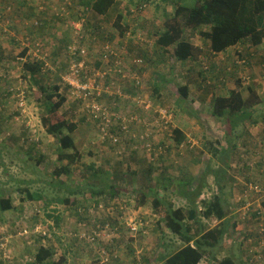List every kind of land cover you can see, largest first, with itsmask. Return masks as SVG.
Here are the masks:
<instances>
[{"label": "rangeland", "instance_id": "obj_1", "mask_svg": "<svg viewBox=\"0 0 264 264\" xmlns=\"http://www.w3.org/2000/svg\"><path fill=\"white\" fill-rule=\"evenodd\" d=\"M44 1L0 0L1 6L11 5L9 12L11 15L8 17L11 25L4 26V30L8 29V33H4L0 28V199L11 198L14 202L13 211L3 212L0 209V264L3 262L7 264L34 263L39 250L38 243H45L40 238V231H46L45 229H49L47 231H51L53 234V239L47 243L61 245L68 243L73 250L69 252L67 264H95L97 258L94 249L85 242L76 244L77 242L69 235L74 232L79 234L83 229H91V227H81L74 220L65 225V207L67 205L58 203L57 200L80 199V203L84 205L82 209L85 211V215V213H89L88 207L93 204V190H101L102 187H105V194L100 196L102 200L126 197V201L119 200L123 202V206L119 205L113 218L114 224L125 228L120 230L121 239L115 250L119 260L118 264H136L133 255L127 252L130 241L134 240L131 237L134 235L129 233L126 222L128 226L131 222H139L144 226L139 228L138 232L141 234L137 236L136 243H133L134 246L136 245L135 255H143L146 259L152 260V264H164L165 261L161 257L177 251L183 244L177 236L169 231H166L165 239H159L160 236L156 232V229L159 228L156 227L157 219L160 218L158 223L162 224H164V219L160 211L153 208V196L158 192V197L172 201L176 207L186 206V201L182 197H178L175 188L167 186L166 177H172V180L178 184V180L175 179H178L182 173L190 172L189 178L185 179L195 178L194 185L197 186L211 163L210 151L206 144L217 141L223 145H227V142L236 145L233 150L232 163L237 164V167L228 171L230 176L225 181L224 193L227 198L228 218L241 226V231L229 223L224 240L216 249L212 250V253L218 260L232 256L237 264H247L245 250L240 244H246L250 239L253 244H256L253 239L256 235L255 232H259L264 224V192L253 193L251 202L255 203L248 211L243 210L247 202L236 204L235 198L239 196V192L244 190V185L247 183V179H250V175L255 178L258 175L257 171H260L259 165L251 166L255 157L248 156L246 153L255 146L257 141H264L262 140L264 139V130L258 129L264 128V112L261 110L264 109V102L251 109V112L258 109L260 111L258 112L260 118L255 127L246 122L233 132L227 120L213 117L211 101L217 95H228L234 89L237 79L243 80L244 87L254 89L260 100L263 101L264 49L256 51V49L247 48L245 52L250 53V55L247 54L249 58L243 57L238 60L239 58L235 57L237 48L230 49L224 55L214 56L208 43L200 38H195L194 43L204 49V56L200 61L179 62L172 56V48L169 49L170 54L164 55V60L154 51L157 50L155 47L157 35L155 33L163 28L165 17L162 9L156 10L151 2L117 0L110 13L102 19H99L96 14H88L86 20L89 21L91 29L98 30L95 33L99 32L100 35L96 36L100 41L109 39L107 34L114 36L108 42L118 45L117 50L123 54L124 67L128 76L121 79L118 75H111L112 80L116 83L110 89L100 87L102 93L105 91L108 94L101 102L112 107L117 104V108L122 110L128 118H141L140 125H134L135 122L131 123L140 128L139 133L137 131L134 133L133 127H131L132 133L134 136L137 135L136 138L139 140L138 135L148 133L149 136L141 137L153 144L154 153L149 156L144 148L133 150V146L131 151L125 150L122 145L131 144V141H127L129 138L124 139L117 146L103 140L98 127L92 120H89L90 113L86 108L87 104L82 102V107L79 109L78 102L70 96L68 97L69 103L60 111V115L67 121L81 124L73 137L82 159L72 166L70 176L63 175L60 179H55L53 172L61 165L58 161L57 141L43 130L41 112L34 97L30 94L28 99L26 98L25 108L20 109L15 95L9 97L6 95L7 89L21 88V91L28 89L29 85L26 83L21 86L23 71L17 64V56L23 45L19 46L18 43L24 41L29 35L35 38L32 35V31L35 30L34 35L37 38H43L37 35L41 32L40 24L34 25L27 21L26 26L23 23L24 27L21 23L23 21L21 15L29 5L36 6ZM151 1L154 2V0ZM142 4L147 6L142 7ZM132 10L138 12H132ZM168 12L171 11L168 10ZM118 14L124 15L123 27L127 28L125 36L131 37H124L123 41L116 38V36L120 37L118 35L120 30L115 26ZM13 37L19 40H14ZM46 40L49 41L48 47H50L51 40L54 47H60L62 45L60 41L64 40V37L57 34L56 37H48L43 41ZM13 41H17V43ZM238 48L245 49L240 46ZM51 50L50 47V52ZM101 51V48L97 47L96 49L95 46L90 49V58L88 59L92 60L91 65H94L92 64L96 61L94 59L100 57ZM145 52H149V55L142 54ZM226 54H231L230 65H224L223 58H226ZM60 57L61 70L47 77L51 79V84H61L60 75L64 73L65 68L71 62L69 55L65 53ZM138 60H141L142 63H136ZM238 61L240 63H236ZM99 66L96 65V68L103 70L102 65ZM204 69L208 70L206 75ZM135 76L140 79V86L134 84ZM157 76H163L167 81L166 85L162 84L159 94H155L153 91ZM208 78L209 82H207ZM100 83H104V80H101ZM182 86H188L191 89L189 98L183 102H181L182 97L178 94V89ZM63 91L66 90L62 89ZM244 94L246 96L248 94L247 98L250 96L247 89L244 90ZM117 95L122 96V99L120 98L122 101L115 99ZM125 99L129 102H124ZM147 107L149 111L146 110ZM165 113L166 118H162ZM82 119H85V122ZM116 128L117 125L114 123L112 129ZM175 129L182 130L187 137L180 147H176L174 142L172 133ZM229 132L233 133L229 135ZM30 145H35L33 152L27 149ZM159 148H162L163 151L157 155ZM247 159L248 161H246ZM247 167L250 170H245ZM258 178L260 179L255 182L256 185L263 184L262 173ZM206 179L208 188L206 187L205 190L212 193L211 197L217 195L220 187L214 184V178L208 175ZM212 187L214 190L211 189ZM70 189L75 190L76 193L79 191V193L72 194ZM26 190L42 195L41 200L49 201V206L43 208L41 200L30 203L26 199ZM140 191H146L151 197L146 201L145 206L138 210L137 195ZM130 199L135 203L129 202ZM127 204L129 207H126L127 210L123 212H128V214L125 219H121L120 207H125L124 205ZM106 209L111 208L107 207ZM57 216L62 217L63 223L62 221L56 223L55 217ZM204 224H209V228H215L218 221H204ZM18 243H24V245ZM130 246L132 245L130 244ZM54 249L58 251L56 247ZM144 249L146 251L143 253ZM57 253L61 255L59 252ZM213 261L212 256L208 255L202 264H213ZM139 262L144 264L143 261L137 260V264Z\"/></svg>", "mask_w": 264, "mask_h": 264}, {"label": "trees", "instance_id": "obj_2", "mask_svg": "<svg viewBox=\"0 0 264 264\" xmlns=\"http://www.w3.org/2000/svg\"><path fill=\"white\" fill-rule=\"evenodd\" d=\"M116 1L117 0H89L88 4L86 3V0H77V2L82 4V6L92 9L94 14L104 17L107 16L109 11L115 6ZM144 1L146 3L152 2L151 0ZM44 2L51 4L53 3V0H45ZM160 2L162 4L164 3L165 7L158 9H162L165 20L163 22V28L155 33V35H157L155 43L157 50L154 52H156L159 57H162L164 60V55L168 53L170 54L169 49L172 48V56H174L179 62L200 61L204 56V49L194 43L195 38H200L205 43H208L210 51L214 56H219L220 54L224 55L229 51V49L237 48L235 57L237 56L239 58L238 60L243 59V57L249 58L247 54L250 55V53L245 52L247 48L256 49V51L264 49V0H160ZM143 5L145 4H142L141 6L144 7ZM9 6L10 4L0 5L2 22L8 20V18L5 19V13L8 12L9 8H11ZM169 7H171V12H168ZM56 18L57 17H54L55 20ZM123 19L124 15L119 14L117 23L115 24V26L120 30L122 36L125 35V29L121 25V21ZM42 25L43 24H40V28ZM89 27L90 25L87 24L86 30L89 32H93V30H95V32L98 31L97 29H92L91 31V28ZM72 29L74 31V27ZM107 36L109 39L106 41L95 40L98 43L96 44L97 47L102 48L108 40L114 38V36H111L110 34ZM48 37L49 36L45 35L42 36L43 39L26 37L24 41H18L19 46L23 43H30L34 50L38 51V55L45 57L44 60L46 61L38 60V57L36 58L33 55H29L30 48L27 46H21V51L17 56V64L18 66H21L23 71L21 86L24 83L29 85L28 89H23L25 99H28L29 95L32 94L41 112L40 118L43 130L47 135L54 137L57 141V149L59 151L58 161L61 165L59 168L54 170L53 177L55 179H60L63 175L70 176L72 173V166L79 163L82 159V155L77 149L76 142L73 137V134L81 124L74 121H67L60 115V111L69 103L68 97L71 96L70 87L65 85L62 79L63 75L68 71L70 65H68V67L65 68L66 70L64 73L60 75L61 84H51V79L47 78L49 75H54L58 70H61L62 66L58 64V60L63 53L69 55V47L72 45V41L69 40V35L64 33L60 35V37H64V41H60L62 44L60 47H54L51 40L49 46L52 50L50 52V47L47 46L49 41H43ZM86 37L87 35L84 34L82 39H80V37H76V39H78V42L83 45V40L90 41V39ZM13 38L14 40H19L16 37ZM13 42L17 43V41ZM239 46L240 48L245 49L240 50L238 48ZM142 54L148 56L149 52ZM18 58H25L26 62L22 63L21 61H18ZM230 58L231 54H226L224 65H230ZM70 59L79 60V56H75L73 58L70 57ZM47 63L49 64V67H47ZM236 63H240V61ZM203 71L205 75L208 73L207 69H204ZM207 82H209V78ZM134 84L136 85V82H134ZM162 84H167L166 78L163 76H157L156 81H154L153 88L155 94L160 93ZM105 87L112 88V85L109 82H105ZM62 89H65L66 91L62 92ZM245 89H247L248 93H250L248 98V94L247 96L244 94ZM21 90V88L7 89L6 95L7 97L15 95L18 103V94L23 92ZM190 92L191 89L188 86H182L178 89V94L182 97L181 102L189 98ZM107 95L108 94L106 92H103L101 97H98L96 94L95 97H97L98 101L101 102ZM115 99H120V96L117 95ZM121 99L120 101H122ZM75 101L78 102L80 109L82 107L81 103L84 101L81 99H77ZM124 102L129 101L125 99ZM211 102L213 117L216 119L227 120L231 130L234 132L238 127L244 125L246 122L257 125L260 118L258 112L260 111H258V109L251 112V109L257 107L260 103L264 102V100H260V97L256 94L254 89L244 87L242 79H237L234 89H232L228 95H217ZM110 108L115 112L122 111L117 109L115 110L112 106H110ZM261 110L264 112V109ZM82 120L85 122V119ZM252 120L254 121L251 122ZM133 126L134 125L130 123L129 127L131 128ZM119 128L121 127H117L113 130V132L120 135L122 139L128 134ZM232 133L229 132L228 134L231 135ZM172 134L174 136L176 147L182 146L187 139L186 134L180 129H175ZM130 135L131 136L125 137L126 139L129 138L128 141H132L133 139L139 141L134 134ZM261 142L262 141L259 140L256 146L249 149L246 154L248 156L255 157V150L259 149V144ZM206 146L210 151L208 152L211 155V163L197 186L194 185L196 180L195 178H190L189 180L185 179L186 177L187 179L189 178L190 172L179 175L178 179H175L178 180V184L172 180V177H166L168 182L167 186L169 188H175V193H177L179 198L182 197L186 201V206L176 207L172 201H167L158 197V192H156L155 196H153V208L160 211L161 215H163L165 224L157 222L156 227L159 228L156 229V232L160 236L159 239H165L166 231H169L171 234L177 236L183 244L177 251L161 257V259L163 258L165 261L164 264H202L208 255L212 256L214 260L213 264H237L235 258L232 256H226L225 258L218 260L212 253V250L216 249L224 240L229 227V221L227 219L228 213L226 209L227 198L225 196L224 189L226 185L225 181H227L230 176L228 171L230 169L233 170V167L237 166V164L232 163L233 150H235L236 145H233L232 142H227V145H223L221 142L217 141L215 143L208 142ZM27 149L28 151L33 152V150H35V145H30ZM245 170H250V168L247 167ZM96 172L98 173V171ZM257 172L258 176H261L260 171ZM208 175L214 178V184L220 187V191H218V194L213 195L210 199L200 201L203 191L208 186L206 179ZM250 181H252L251 178L249 180L247 179V182ZM112 189H114V187H112ZM211 189L214 190L213 187ZM114 190H116V188ZM69 191L75 195L79 193V191L76 193L73 189H70ZM104 194L105 187H102L101 190H93L94 198L92 197V203L97 205L102 204L103 206L105 205L113 210L108 214L100 213V217L97 216L100 220L98 221L95 219V222L92 218H89L88 213H85L84 215L85 211L82 209V206L84 205L81 204L77 198H63L58 199L57 202L67 205L65 207V225L67 222L74 220L80 225L92 224L91 226L93 227L94 223H96L102 225L109 224L112 227L116 237L110 252V264H118L119 260L117 257L115 258V250L117 246H119L118 241L121 239L120 230L125 228L121 226L119 227L113 223L115 222L113 219L115 217V211L118 209L119 204H113V199H110V201L102 200L100 196H103ZM210 194L212 195V193ZM150 197L151 195L146 191H140L137 195V209L145 206L146 201ZM26 199L31 203L33 201L41 200L42 195L39 193H31L29 190H26ZM130 200L129 202L135 203ZM40 202H42L43 208L49 206V201L47 200H41ZM0 209L3 212L12 210V199H0ZM120 214L122 215L120 218L125 219L128 212H120ZM55 218L56 223H61L63 220L61 216H57ZM216 220L218 221V224L215 228H209V224H204V221ZM127 228L129 233L134 235L130 232L128 226ZM240 228L241 226L235 224V229L241 231ZM45 230L47 231L49 229ZM49 233H51V231H48V234ZM255 233L256 235L254 234L255 237L253 238L254 243H260V234H258V232ZM140 234L141 233H138L131 237V239L134 240L130 241L132 246L129 244L127 252L133 255L134 262L136 264L137 260L143 261L144 264H152L153 261L146 259L143 255H135L137 251L135 248L136 245L134 246L133 243H136L137 236ZM257 234L259 236H257ZM72 235L73 236H71V238L77 243L84 242L80 239V235L76 234V232L72 233ZM40 238L43 239L45 243L52 240L48 239V236H44L43 232H40ZM97 243L104 246L103 242L98 241ZM246 243H249V241ZM240 246H243V250L247 253L246 246H244L243 243H241ZM108 249L110 248L108 247ZM144 251L146 250L144 249L143 253ZM58 256L59 254L52 246H42L36 254L35 264H67V257L63 255ZM96 258L95 264H99L100 261H98V256H96ZM138 264H140V262Z\"/></svg>", "mask_w": 264, "mask_h": 264}, {"label": "built area", "instance_id": "obj_3", "mask_svg": "<svg viewBox=\"0 0 264 264\" xmlns=\"http://www.w3.org/2000/svg\"><path fill=\"white\" fill-rule=\"evenodd\" d=\"M70 2V1H69ZM2 24V15L0 13V25ZM38 25V24H36ZM74 30L80 31L81 29L77 26H73ZM75 34V32H74ZM82 39L81 34H78V38ZM23 46H27L30 48L29 55H33L36 58L38 57V60H44L45 57L38 55V51H35L34 48L30 43L22 44ZM87 48V50H86ZM100 48V47H99ZM101 51V58L99 62L102 64V69L99 70L96 68V63H92L94 65H91L92 60H89V49L88 47H83L81 43L78 42V40L75 38L74 44L70 45L69 47V57H75L79 56V60H71L70 67L68 71L63 75V82L65 85L70 87L71 91V97L75 100L81 99L83 100L87 105L86 108L88 109V112L90 113V120L94 122V124L98 127L102 139L108 141L111 145L117 146L120 145L125 137L129 136L132 133L131 128L129 127L130 123L135 122L134 125H140L142 122V119H138L137 117H126L124 115V112H115L113 111L110 106L106 103H102L98 101V98L95 97V94L98 97L102 96V90L101 88H108L105 87V82L111 83L112 87L115 85V81L112 80L111 75H118L121 79H125L128 76L125 72L124 67V58L123 54L116 50L113 45L109 42H106L102 46ZM78 54V55H76ZM18 61H21L22 63L26 62L25 58H18ZM46 61V60H44ZM136 63L141 64L142 61L138 60ZM104 65V67H103ZM47 67H49V64L47 63ZM93 67V68H92ZM51 69V68H50ZM101 80H104V83H100ZM134 81H136V85H140L141 81L138 79L137 76L133 78ZM101 85V86H100ZM105 92V91H104ZM122 96H120L121 98ZM19 102L18 105L20 109L25 108V97L24 92H20L18 94ZM113 108L116 110H120L117 108V104L113 106ZM147 111H149V108H146ZM162 118H166V113L163 115ZM114 123L117 125V127L120 130L124 131L126 134L122 139L121 136L118 134H115L113 132L114 129L112 127L114 126ZM137 136V135H136ZM140 137L139 142L143 144L144 149L149 153V156H152L154 153V146L152 143H148L147 140L142 138L141 136H149L148 133H144L141 135H138ZM146 141V142H145ZM163 151L162 148L158 149V154H160ZM255 161L251 166H260V173L263 174L264 177V141H262L259 144V149L255 150ZM247 161V160H246ZM235 166L234 168H236ZM258 179H252V181L247 182L244 185V190L239 192V196H236L235 202L236 204H241L243 202H247L245 207H243V210L248 211L251 209L255 202H251L253 199V193L260 194L264 192V183L261 185H256V181ZM208 198V195L204 194L201 196L202 200H205ZM258 202V201H256ZM105 206V205H104ZM102 204H92L88 207L89 218H92L95 222V219L98 221L100 218H97V216L100 215V213H111V209H106L107 207ZM259 206V205H258ZM97 211V212H96ZM94 215V216H93ZM100 217V216H99ZM88 225V224H87ZM86 224L80 225L81 227H91V229H83L78 235H80V239H82L85 244L91 246L96 256H98L99 264H110V252L112 250V246L114 243V239L116 237V234L112 227L102 224H96L94 223V226L92 227V224H89L87 226ZM128 226V224H126ZM130 232L134 235L138 234L139 228L144 227L139 222H131L129 224ZM38 230V228H37ZM40 230V229H39ZM42 230V229H41ZM41 232V231H40ZM44 236H48V239H53L51 233L48 234V231H42ZM260 234L261 239L259 240L260 243L253 244L252 240H249V243H246L245 245L249 248V254L248 259L250 264H264V224L261 228V230L258 232ZM257 234V236H259ZM70 236H73L72 233L69 234ZM103 242L104 246L99 245L97 242ZM108 247L110 249H108ZM247 248V247H246ZM117 256L115 255V258Z\"/></svg>", "mask_w": 264, "mask_h": 264}, {"label": "crops", "instance_id": "obj_4", "mask_svg": "<svg viewBox=\"0 0 264 264\" xmlns=\"http://www.w3.org/2000/svg\"><path fill=\"white\" fill-rule=\"evenodd\" d=\"M88 1L89 0H86V3L89 4ZM151 3H152V5H154V8L156 10H159L158 8H164L165 7L164 6V3L162 4L160 2V0H154V2L152 1ZM83 5H84V2H83ZM143 6L145 7L147 5H143ZM168 10L170 11V9H168ZM10 11H11V8H9L8 9V12L5 13V19H7L11 15L9 13ZM24 12H25V14H24ZM132 12H138V11L132 10ZM90 13H91V15L94 14L93 11H92V9H88L87 7L82 6V4L79 3V2H77V0H61V1H56L55 0V2H53L51 4L48 3V2H43V3L38 4L36 6L35 5H29V7H27L26 10L23 11V14L21 15L22 18H23V21L21 23H22V25L24 23L25 26L27 25V23H26L27 21H29L30 23H33L34 25H36V24H43L42 27L39 29L41 32L37 31V32H39L37 35H40V37H42L44 35L45 36H49V37H56L57 34L62 35L64 33H66V34L69 35V40H71L72 36L74 35L73 36V39L71 40L72 43L75 42V38L78 37V34H81V37L82 38L84 37V34H86L87 35L86 38H89L90 41L83 40V47H85L86 45H88V49L90 51V49L92 47H94V46L97 49V45L96 44H98L97 41H99V39H98L99 37L96 36L97 34H99V32L98 33H95V30H93V32H89V31L86 30V25L89 24L88 23L89 21L86 20V16L88 14H90ZM109 13H110V11H109ZM97 16H99V15H97ZM54 17H57L56 20L54 19ZM103 17L104 16H99V19H102ZM117 19H118V16H117V18L115 20V24L117 23ZM121 22H122L121 25L123 27L124 26L123 20ZM2 24H1L2 25L1 28H2L3 32L4 33H8V29L7 30H4V26H6V27L10 26L11 25V21L8 19L5 22H2ZM73 26H77L81 30L80 31H77L75 29L73 31V29H72ZM89 28H91V27H89ZM123 28L125 29V33H126L127 28L126 27H123ZM91 31H92V29H91ZM74 32H75V34H73ZM34 33H36V30L35 31H32V35H33V37L37 38L34 35ZM130 34H131V36L133 35L132 30H131V33ZM118 35H120V37L119 36H116V38H118L117 40L121 39L123 41L124 37L131 38V37H128V36H125V35L124 36H121V33H119ZM30 36L31 35H29L28 37H30ZM35 38H33V39H35ZM46 39H48V38H46ZM95 40H97V41H95ZM62 41H64V40H62ZM112 45L117 50L118 45L115 44V43H112ZM89 58H90V56H89ZM100 58H101V56L98 59H94L96 61H94L93 63H96L95 65H97V66L102 65L101 62H99ZM223 60L225 61L224 58H223ZM231 60H232V58H231ZM58 64L60 66L62 65L61 57L58 60ZM125 72H127L126 69H125ZM255 125L256 124H250V126H254V127H255ZM260 125L262 126V123H260ZM258 129H263L264 130V128H258ZM132 130L134 131V133H135V131H137V133H139L138 131L140 130V128H137V126H133V129ZM131 142H130L131 144H128L127 143V144H123L122 145L125 150L127 149V150L131 151V147L132 146H133V150H137V149L144 148L143 144H141L139 141H137L135 139H133ZM257 143H258V141L256 142V144ZM256 144H255V146H256ZM190 168H191V165H190ZM258 177H260V176L256 175V177L253 178V176L250 175L251 180L252 179H258ZM110 199H112V198H109V201H110ZM120 199H122L123 201H126V197H120V198L115 197L113 199L114 201L112 203L113 204L118 203L120 206H123V202L122 201H119ZM79 201H80V199H79ZM88 203H90V202L88 201ZM131 203H133V202H131ZM124 206L125 207H129L128 204L127 205H124ZM13 207H14V202H13ZM13 210H14V208L11 211H13ZM228 217H229V215H228ZM227 219H228L229 223H232L234 225V227H235V224L236 223L230 221L229 218H227ZM157 222H160V218L157 219ZM18 244L24 245V243H18ZM76 244H78V243H76ZM38 245H39V248L42 247V246L43 247L52 246L53 248L56 247L58 249V251L57 250L56 251L59 252L61 255L67 257V258L69 257L68 256L69 255V252L73 251V250H71V247L68 245V243L65 244V245H61V244H58V243H38ZM243 245L246 246L244 243H243ZM246 247H247V253H246V256H245V262L247 264H250L249 261H246V259H248V254H249V248H248V246H246ZM61 255H59V256H61ZM12 259H13V255H12ZM67 262H68V259H67ZM3 264H7V263L3 262ZM31 264H35V262L34 263H31Z\"/></svg>", "mask_w": 264, "mask_h": 264}, {"label": "clouds", "instance_id": "obj_5", "mask_svg": "<svg viewBox=\"0 0 264 264\" xmlns=\"http://www.w3.org/2000/svg\"><path fill=\"white\" fill-rule=\"evenodd\" d=\"M205 191H207V190H205ZM205 191H203V194H202V195H204V194L208 195V198L205 199V200H208V199L211 198V194H210L208 191H207L208 193L205 192ZM202 195H201V196H202ZM200 201H204V200H202L201 197H200ZM117 204H118V203H117ZM120 209H121L122 212L125 211V210H127L126 207H120Z\"/></svg>", "mask_w": 264, "mask_h": 264}]
</instances>
